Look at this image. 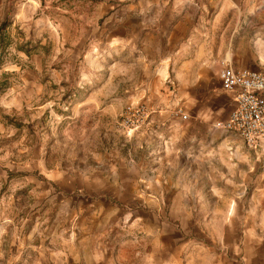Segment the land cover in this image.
I'll return each mask as SVG.
<instances>
[{
    "label": "rangeland",
    "instance_id": "374dc122",
    "mask_svg": "<svg viewBox=\"0 0 264 264\" xmlns=\"http://www.w3.org/2000/svg\"><path fill=\"white\" fill-rule=\"evenodd\" d=\"M151 1L0 0V18L11 23L0 50V264H64L70 251L83 254L68 242L74 218L84 231L103 229L116 216L108 205L119 210L108 236L115 264H248L245 243L264 240V231L227 226L244 218L209 187L213 157L227 153L240 170L263 156L236 134L204 128L200 112L214 126L230 115V100L221 88L214 94L215 80L197 84L194 71L182 85V63H162L175 46L159 39L150 48ZM219 2L170 0L156 13L221 12V36L227 14L264 12ZM203 30L211 34L208 19ZM227 142L239 150H224Z\"/></svg>",
    "mask_w": 264,
    "mask_h": 264
},
{
    "label": "crops",
    "instance_id": "0c3cea01",
    "mask_svg": "<svg viewBox=\"0 0 264 264\" xmlns=\"http://www.w3.org/2000/svg\"><path fill=\"white\" fill-rule=\"evenodd\" d=\"M42 4V0H39ZM142 0H139L141 5ZM170 0H152L148 3L151 6L149 13H147L146 21L149 24L146 29L148 32V41L150 48L153 51L156 50V40L166 45L175 46V50H172L170 54H166V58L163 60V64H172L173 62H181V70L187 71V82L181 83L182 85H189L190 73L195 72L197 84L203 85L206 80L217 81V87L214 94L216 95L221 88L219 80V72L225 62H230L236 69H248L253 71L264 70V12H253L252 10L239 12L237 14H227V20L224 21L222 35L219 36L217 30H219V21L225 18L221 12L216 15L204 16L203 13L196 14L195 17L187 14L168 15L165 13H156L161 8L170 6ZM220 0H195V6L201 7L204 5H217ZM188 2V0H185ZM229 6H264V0H222ZM137 5L136 0H133ZM179 3L176 2L175 5ZM194 4V3H191ZM161 11V10H160ZM1 15V14H0ZM136 22L145 21L140 15L132 14ZM128 15L122 16L120 19L122 22L126 20ZM3 13L0 18V24L3 21ZM102 16L97 17L96 21H101ZM180 19H186L190 24L181 25L174 24ZM208 19L211 26V34H204V21ZM225 22H227L225 25ZM159 23V24H157ZM164 25H163V24ZM174 24V25H173ZM142 28V27H141ZM163 28V29H160ZM139 27L135 26V30ZM177 30L179 36L167 35L168 30ZM158 30L164 32V35L158 33ZM153 34H150L152 33ZM163 65V68H165ZM222 90V89H221ZM223 91V90H222ZM224 92V91H223ZM225 93V92H224ZM232 109L234 108V102L232 96L225 93ZM213 96V95H212ZM213 98V97H212ZM216 96L213 100H216ZM198 117L205 123L204 128L217 132L211 123V114L207 111H201ZM234 135V134H230ZM235 144L227 142L224 145V150L234 149ZM221 148V149H223ZM236 148V147H235ZM219 149V147H218ZM214 150V148H213ZM236 150H239L236 148ZM221 158L213 157L210 159V165L214 170L210 176L212 191L217 194L218 198L223 199L228 207L226 212H232L234 215H242L243 221H236V219L230 218L226 222L227 226H237L246 230H260L264 231V156L263 160L254 159L250 157L246 164H242V168L237 170L236 163L233 158L228 157L227 153L223 154ZM234 155V154H233ZM202 164L208 165L207 161H202ZM223 166L220 168L219 166ZM241 166V165H240ZM239 166V167H240ZM221 171V172H220ZM217 172V173H216ZM217 177H220L222 181H217ZM218 182V184H217ZM220 182H223V188H217ZM225 183V184H224ZM120 195L116 194V196ZM237 198V199H236ZM238 200V201H237ZM87 213H98L101 210L99 207H90L87 209ZM105 210V209H102ZM106 210L115 213V217H110V220L106 217L103 219V229L97 228L90 232L84 231L80 228V217L74 218L75 223L73 228L69 229L73 233V237L68 241L72 246H83L84 253H77L76 250L70 251L66 255L64 264H115L116 259L111 255V248L109 245V231L113 228V219H117L119 212L118 208L112 205H108ZM116 211V212H114ZM94 217H89V224L95 223ZM112 224V225H111ZM233 224V225H232ZM238 227V226H237ZM238 227V228H239ZM110 229V230H109ZM171 244V243H170ZM102 251V252H101ZM244 260L249 264H264V240L260 239L259 243L246 244L243 250ZM63 263V262H62Z\"/></svg>",
    "mask_w": 264,
    "mask_h": 264
},
{
    "label": "built area",
    "instance_id": "2783aa9c",
    "mask_svg": "<svg viewBox=\"0 0 264 264\" xmlns=\"http://www.w3.org/2000/svg\"><path fill=\"white\" fill-rule=\"evenodd\" d=\"M219 80L221 89L232 96L234 108L214 128L236 134L248 149L264 156V70L236 69L225 62Z\"/></svg>",
    "mask_w": 264,
    "mask_h": 264
},
{
    "label": "trees",
    "instance_id": "16d2710c",
    "mask_svg": "<svg viewBox=\"0 0 264 264\" xmlns=\"http://www.w3.org/2000/svg\"><path fill=\"white\" fill-rule=\"evenodd\" d=\"M10 20L7 16H5L3 18V21L0 24V50L4 45V32L6 31V29L10 26Z\"/></svg>",
    "mask_w": 264,
    "mask_h": 264
}]
</instances>
